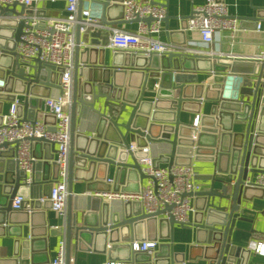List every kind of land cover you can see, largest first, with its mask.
Wrapping results in <instances>:
<instances>
[{
	"label": "water",
	"instance_id": "obj_1",
	"mask_svg": "<svg viewBox=\"0 0 264 264\" xmlns=\"http://www.w3.org/2000/svg\"><path fill=\"white\" fill-rule=\"evenodd\" d=\"M122 1L79 0L70 108L69 195L64 214H58L54 221L44 217L51 207L48 198L53 181L58 177L55 143L44 137L30 138L46 149L43 161L37 164L45 173L34 177L32 190L39 191L31 197L26 175L17 163L12 168L4 166L5 158L15 156L19 141L0 144V230L2 235L8 232L15 236L11 262L23 264L22 257L30 254L35 238L62 236L66 264L71 262L73 245L78 250H103L111 260L125 264H185V254L175 251L174 246L175 226L180 225L195 230L196 245L202 246L210 264H246L251 249L233 244L232 239L237 223L247 221L244 213L251 200L248 191L264 193L263 188L245 184L247 179L264 173V54L243 58L215 53L193 56L184 51L149 56L114 51L110 65L105 58L91 63L85 57L99 50L105 52L113 28L154 20L149 16L126 21ZM154 2L166 8L162 21L168 35L171 19L187 22L193 15L174 16L169 13V0ZM86 7L90 8L91 20L82 17ZM251 8L252 15L235 17L257 26L264 21V5L252 4ZM32 13L19 1L0 6V123L4 103L13 102L17 96H23L18 112L27 119L37 116L42 98L63 94L61 67L39 57L24 60L15 51L25 27V21L16 17ZM205 61L214 64L206 68ZM200 73H210L211 81L200 82ZM207 102H212L209 112L202 113L201 106ZM183 111L197 115L192 122H185L181 119ZM197 116L199 126L194 125ZM44 120L53 124L49 129L54 131L55 117L45 115ZM145 147L149 150L144 151ZM159 154L166 156L169 167L189 165L193 160L214 162L216 173L232 175L233 182L214 176L208 189L190 193L196 197L190 223L174 217V204L146 213L137 202L93 198L94 191L139 192L142 181L149 178L139 160L148 155L157 159ZM103 165L107 169L115 166L121 172L114 187L100 174ZM78 170H86L81 179L89 181L88 193L73 191L74 180L80 178ZM126 171L138 177L135 188L125 183ZM23 192L26 200L16 211L12 207L14 198ZM42 197L47 198L42 202ZM135 240L160 243L148 254L134 249ZM3 262L0 259V264Z\"/></svg>",
	"mask_w": 264,
	"mask_h": 264
},
{
	"label": "built area",
	"instance_id": "obj_2",
	"mask_svg": "<svg viewBox=\"0 0 264 264\" xmlns=\"http://www.w3.org/2000/svg\"><path fill=\"white\" fill-rule=\"evenodd\" d=\"M19 1L33 11L32 14H24L16 17L23 19L25 27L21 40L17 42L15 51L24 60H33L39 57L43 62L61 67L60 84L63 94L58 98H42L40 114L35 118H27L19 114L18 105L22 99L17 96L10 103L9 111L3 114L0 123V144L3 142L19 141L16 154L13 157L19 168L25 173L26 187L34 180V166L37 157L33 153L34 141L31 137H44L55 143L56 151L54 161L59 165L58 177L53 181L49 200L51 208L57 214H64L67 210L68 201V176L71 143V98L72 79L74 70V58L76 48L75 29L78 20L79 0H64L66 2L64 14L60 16H46L37 13L34 8L42 0H0V6H10ZM55 1V0H51ZM155 0H123L124 19L131 21L136 18L153 17L151 23L140 20L135 31L124 27L112 29L108 46L113 51H124L149 56L152 53H166L181 51L180 45L162 40L159 34L162 31V19L166 15V8L154 2ZM82 17L88 20L90 10L83 9ZM192 17L186 22V30H194L199 34L198 48H188L195 54H213L210 47L219 41L224 32L236 36L240 29V20L230 15L228 5L223 0H206L203 4L193 8ZM262 25L257 24L261 30ZM195 45V44H194ZM264 52L262 53V55ZM260 55V56H262ZM247 58V57H243ZM45 115L55 117V130L49 129L53 124L45 122ZM195 126H199V116L196 117ZM135 149V146H131ZM148 151L149 148H143ZM165 161V155H162ZM160 158L155 159L148 155L139 160L145 174L149 176L147 183L139 192L109 191L99 193L98 196L105 200H121L124 202H137L146 213H155L163 209L166 204L172 205L171 212L174 217L183 223H190L196 211L190 193L202 190L196 180L194 165L161 166ZM108 182H112L108 179ZM233 182V181H232ZM246 185L264 189V173H258L246 180ZM47 197H42L45 201ZM26 196L19 194L14 198L13 209L21 210ZM133 247L138 252L152 254L159 247L157 240H135ZM252 249L264 255V240L252 243ZM66 241L60 242L57 255L50 260L49 264H66ZM101 264H125L124 261L105 260ZM232 264V263H231Z\"/></svg>",
	"mask_w": 264,
	"mask_h": 264
},
{
	"label": "crops",
	"instance_id": "obj_3",
	"mask_svg": "<svg viewBox=\"0 0 264 264\" xmlns=\"http://www.w3.org/2000/svg\"><path fill=\"white\" fill-rule=\"evenodd\" d=\"M206 0H169V13L174 16H186L192 13L193 8L197 5L203 4ZM228 5V11L230 15L233 16H250L253 13L251 5L261 6L264 5V0H223ZM66 2L64 0H42L37 5H35V9L38 11H43L40 15L46 16H60L64 14ZM20 9V7H18ZM29 9V8H28ZM84 9H89L88 7ZM31 10V9H30ZM262 25L261 30L257 29L256 23L252 21L241 20L240 21V29L236 36H231L229 32H224L219 41L215 42L211 45V51L213 54L224 55V56H238V57H259L264 52V21H259ZM186 21L181 19H171L169 24V35L166 32L165 23L162 24V31L159 34V37L162 40L169 41L174 44L182 45L184 51L189 53L190 55H206V54H195L192 50L188 48H198L200 47L198 43L200 42L199 34L197 31L186 30ZM116 27H124L127 30L135 31L138 27V23H128V24H120ZM115 27V28H116ZM195 44V45H194ZM113 50L106 46L105 52L99 50L96 52H92L87 54L85 57L86 60L91 63H100L105 58V63L110 65L112 63ZM222 61H226L222 59ZM206 68L211 67L212 64L205 61L203 63ZM189 66V65H187ZM190 67V66H189ZM195 67V64L193 65ZM212 75L210 73H200L199 79L200 82L208 83L211 81ZM152 94L148 93V99H151ZM23 99V96H20ZM212 105V102H207L201 106L202 113H208L209 109ZM10 102H5L3 105V114H6L9 111ZM37 113L40 114L39 109H37ZM37 114V115H38ZM197 114L192 111H183L181 115V119L185 122H192ZM24 117V116H23ZM29 117V116H27ZM45 150L42 144H36L34 142L33 145V153L34 156L37 157V161L34 166V177L41 176L45 171L41 166H37L39 162L43 161V153ZM161 154H159L160 156ZM164 155V154H162ZM159 163L161 166H168V163L162 159ZM7 162L13 161L11 164L4 163L5 168L7 166L12 168L15 166L14 159L5 158ZM181 160V159H180ZM183 160V159H182ZM130 161V159H129ZM196 172V180L201 185L202 190H206L210 187L212 183V179L214 176L227 179L230 182L233 181L232 175H224L220 173H216V165L214 162L199 160L192 161ZM88 169V168H87ZM51 174V170L48 171ZM100 174L103 177H107L111 179L112 182H109L114 187L116 176L121 172H118L115 166H111L110 169H107L106 165H103ZM125 183L129 186V188H135L138 184V177L135 173L124 172ZM79 179L74 180L73 191L75 194H84L88 193L87 186L89 181H86L83 178L86 175V170L84 172L78 170L77 171ZM213 177V178H212ZM148 178H145L142 181V186L147 183ZM32 185V184H31ZM27 186V193H29L30 197L33 194H38L39 189L36 188L32 190V187ZM102 186L106 185L104 183ZM220 186V184H217ZM141 186V187H142ZM99 193L103 192H93V198H101L98 196ZM27 196L25 192L22 193ZM247 195L251 197V200L247 201V208L245 210L244 216L247 218V221H240L237 223V226L233 233L232 243L239 247H249L251 249V253L249 259L246 264H264V255L256 253L252 249V243L255 241L264 240V193L256 190L248 191ZM96 199H94L95 201ZM105 200V199H104ZM192 202L196 203V197L192 196ZM139 206V205H138ZM136 205V208L138 207ZM43 207V206H42ZM139 208V207H138ZM43 209V208H42ZM44 217L50 218L53 220L57 217V213L50 207L45 210ZM16 214V213H15ZM54 221V220H53ZM52 221V222H53ZM4 230V229H3ZM0 230V259L4 262L2 264H13L11 261L14 250V239L15 236H11L8 232L5 235ZM64 239L62 236L51 237L48 239L43 237H37L34 239V245H32L30 254L22 257L23 264H49L50 260L53 259L58 252L59 244ZM164 241H169L168 239H162ZM160 243V241H159ZM174 243H175V251L182 252L185 254L186 261L185 264H210V260L204 256V252L202 246L196 245V233L192 228H184L180 225L175 226V234H174ZM109 253L100 250V251H86V250H78L76 245H73L71 248V262L70 264H101L105 260H111L109 257ZM192 257L193 259H190ZM10 259V260H9ZM117 261H122L118 259H113Z\"/></svg>",
	"mask_w": 264,
	"mask_h": 264
}]
</instances>
